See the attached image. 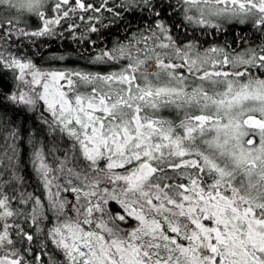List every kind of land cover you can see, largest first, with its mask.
Here are the masks:
<instances>
[{
  "label": "snow or ice",
  "instance_id": "obj_1",
  "mask_svg": "<svg viewBox=\"0 0 264 264\" xmlns=\"http://www.w3.org/2000/svg\"><path fill=\"white\" fill-rule=\"evenodd\" d=\"M105 19L131 35L90 58L99 70H45L20 48ZM225 25L252 42L188 35ZM8 106L35 114L36 184L0 120V264H264V0H0Z\"/></svg>",
  "mask_w": 264,
  "mask_h": 264
},
{
  "label": "trees",
  "instance_id": "obj_2",
  "mask_svg": "<svg viewBox=\"0 0 264 264\" xmlns=\"http://www.w3.org/2000/svg\"><path fill=\"white\" fill-rule=\"evenodd\" d=\"M132 20V17H128ZM29 30H34L37 21L29 20ZM80 28L74 34H70L65 29H58L57 34L52 37H38L33 42L32 39H25L20 48L30 57L35 59L36 63L45 70H72L77 71H96L100 66L89 64L92 56L103 48H110L116 42H124L126 36L131 35L128 28H125L123 22L111 24L109 19L103 21L108 27H101L98 33H89L83 22ZM139 20L132 22L131 29L135 30ZM99 26V25H98ZM189 36H196L203 48L221 47L241 51L247 44L242 37H247V43L252 42V32L245 25H225L223 31H214L209 29L208 34L203 32H191ZM95 41V47L91 46L89 41ZM35 114L30 111H17L12 106L0 109V120L10 123L12 127L19 128L27 144L28 130L33 133L36 131ZM43 142V136L40 137ZM51 143V141H49ZM31 145L23 147L21 154L20 167L28 181L29 190L36 184V177L31 166Z\"/></svg>",
  "mask_w": 264,
  "mask_h": 264
}]
</instances>
